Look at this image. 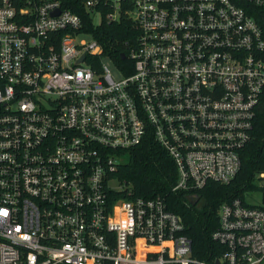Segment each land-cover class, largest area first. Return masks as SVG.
<instances>
[{
    "label": "built area",
    "instance_id": "2783aa9c",
    "mask_svg": "<svg viewBox=\"0 0 264 264\" xmlns=\"http://www.w3.org/2000/svg\"><path fill=\"white\" fill-rule=\"evenodd\" d=\"M80 2L93 26L132 21L131 72L102 62ZM261 20L264 0H0V264H264V170L219 204L212 261L160 195L114 175L149 134L173 191L238 173L264 89Z\"/></svg>",
    "mask_w": 264,
    "mask_h": 264
},
{
    "label": "trees",
    "instance_id": "16d2710c",
    "mask_svg": "<svg viewBox=\"0 0 264 264\" xmlns=\"http://www.w3.org/2000/svg\"><path fill=\"white\" fill-rule=\"evenodd\" d=\"M69 6L82 15V28L100 42L102 55L108 56L125 73L131 72L129 51L136 37L132 21L123 17L119 21H102L93 26L81 2L78 6L72 3ZM260 26L264 37V20L260 21ZM122 154V162L114 175L125 180L134 195H160L166 207L182 218L184 232L191 238L193 255L212 261L223 250V246L211 236L218 224L219 204L236 196L243 197L244 192L254 186L255 172L264 170V89L256 107L252 138L240 151V169L228 183L209 181L194 191V197L185 190H171L177 179V168L165 148L151 134Z\"/></svg>",
    "mask_w": 264,
    "mask_h": 264
},
{
    "label": "rangeland",
    "instance_id": "374dc122",
    "mask_svg": "<svg viewBox=\"0 0 264 264\" xmlns=\"http://www.w3.org/2000/svg\"><path fill=\"white\" fill-rule=\"evenodd\" d=\"M102 62L109 68V70L111 71V73L114 76L118 75V71L116 66L114 65V63L107 57H102ZM253 194H257L256 192H254Z\"/></svg>",
    "mask_w": 264,
    "mask_h": 264
},
{
    "label": "water",
    "instance_id": "95a60500",
    "mask_svg": "<svg viewBox=\"0 0 264 264\" xmlns=\"http://www.w3.org/2000/svg\"><path fill=\"white\" fill-rule=\"evenodd\" d=\"M120 55H121V57L125 56L124 52H121ZM81 57H83V55Z\"/></svg>",
    "mask_w": 264,
    "mask_h": 264
}]
</instances>
